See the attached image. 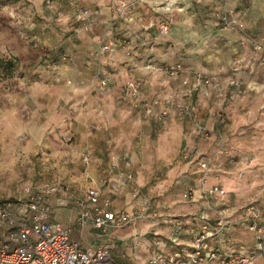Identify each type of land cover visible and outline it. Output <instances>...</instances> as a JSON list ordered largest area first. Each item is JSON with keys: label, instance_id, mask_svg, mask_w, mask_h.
<instances>
[{"label": "rangeland", "instance_id": "374dc122", "mask_svg": "<svg viewBox=\"0 0 264 264\" xmlns=\"http://www.w3.org/2000/svg\"><path fill=\"white\" fill-rule=\"evenodd\" d=\"M118 1L136 4L135 0H0V59L12 63L9 69L0 66V200L23 201L41 185L55 184L57 190L49 198L61 195L64 204L56 205H68L82 196L74 185L97 182L102 174L99 166L125 150L138 183L166 209L161 208L156 218L124 225L106 236L93 229L80 238L87 245L107 244L110 264H142L154 239L166 240L171 234L170 224L161 221L165 213L184 221V227L198 225L194 216L198 203L182 197L186 188L197 195L198 185L192 175L183 184L177 183L179 173L171 172L169 163L157 162L158 145L167 153L174 141L177 150L183 145L178 131L143 124L130 107L114 103V89L98 86L94 75L108 72H100V66L106 64L97 63L93 69L85 62L90 69L86 78L75 80L65 74L63 65L83 54L78 46L82 42L75 38L77 24L70 23L76 9L108 8ZM157 27H152L154 32ZM194 99L199 117L196 96ZM206 102L216 107L214 99ZM225 103L223 115L224 106H229ZM260 125H240L232 132L223 129L222 147L216 144L215 148L218 165L213 166L209 156L207 182L218 183L228 192L227 205L232 209L264 197V126ZM81 151L91 152V166L81 161ZM230 155L234 158H227ZM185 165L191 173L196 170L192 163ZM74 224L69 225L70 234L80 229ZM227 236L230 249L251 250L252 238L241 225ZM179 242L177 248L186 250L190 235H182Z\"/></svg>", "mask_w": 264, "mask_h": 264}, {"label": "crops", "instance_id": "0c3cea01", "mask_svg": "<svg viewBox=\"0 0 264 264\" xmlns=\"http://www.w3.org/2000/svg\"><path fill=\"white\" fill-rule=\"evenodd\" d=\"M135 2L131 11H121L122 13L117 3L108 8H97L98 16L88 30L75 26V38L77 42H82L78 46L84 56L83 54L76 56L71 64L63 65L64 71L75 80L86 78L90 75V69L85 62H89V66L92 64L93 69L97 63L103 62L102 64L106 65L100 66V72L102 69L108 71L102 72V75L109 73L108 87L111 91L123 81L134 79L140 81V92L145 96L169 95L173 99L189 102L192 106V118L210 130L208 138L200 135L195 137L190 120L179 122L169 119L171 121L155 122L148 115L141 117L143 124L158 125L164 130L174 129L175 132H179L183 144L180 149L177 150L176 141L173 143L174 149H171L173 144H170L168 153L158 145L155 148V156L158 158L157 162L169 163V170L179 173L177 183L183 184L191 175L196 178L197 168L193 173L187 171L185 165L187 162L181 157L182 149L193 148L197 155L212 156L214 161L212 165H218L220 156L215 152L217 134L223 141V129L232 132L240 125L264 126V0H224L223 6L230 12V17L238 23L237 26L219 24L217 13L220 10V0H135ZM159 21L167 24V30L163 33L153 31L152 27L159 24ZM70 23L71 26L76 24L74 14ZM103 35L106 41L111 43V50L98 53V39ZM115 37L123 38L125 44L114 48ZM253 44H259L262 48L255 50ZM148 62L155 65L180 62L190 69L209 74L219 84V92L213 89L211 94L214 95L210 98H202L197 93L183 94L178 77H168L160 71L143 68ZM231 79L238 81V86L229 85L228 81ZM194 96L200 108L199 117ZM206 99H214L216 107L207 105ZM223 102L229 104L228 107L224 106V115L221 111ZM114 103L130 107L125 101L114 99ZM130 109L133 111L131 107ZM216 116L220 117L218 122L215 121ZM182 130L185 131L184 134ZM219 130L220 132H217ZM124 152L126 151H120L116 158L106 160L99 166L98 169L102 173L100 177L105 175L115 177L126 169L134 173L130 158L128 163L118 161L115 168L110 165ZM88 153L87 167L93 163L90 161L91 152ZM171 161L174 164H171ZM100 177L95 183L78 182V185H74L75 189L82 190V196L75 199H85L87 204H91L85 190L88 187H98L100 192L96 203L107 198L113 208H129L131 203L127 189L121 188L118 192L112 193L107 186H99ZM139 180L136 178L140 191L147 194ZM50 203L52 220L63 226L74 224L75 201L70 200L68 205L57 206L55 198L50 197ZM79 228L77 234L73 233L74 231L70 234L72 239L80 241L84 246L99 245L84 244L80 238L84 234L87 236L92 233L93 229L100 234L98 229L89 226Z\"/></svg>", "mask_w": 264, "mask_h": 264}, {"label": "built area", "instance_id": "2783aa9c", "mask_svg": "<svg viewBox=\"0 0 264 264\" xmlns=\"http://www.w3.org/2000/svg\"><path fill=\"white\" fill-rule=\"evenodd\" d=\"M220 10L217 19L221 26H237L230 17V12L220 0ZM132 3L118 1L119 11H126ZM75 21L79 28L88 30L98 16L97 7L83 6L76 9ZM156 30L163 33L167 30L166 23L158 24ZM105 35L99 37V52L111 50V43ZM125 40L114 38V48L122 47ZM259 44H253V49L260 50ZM127 54V53H126ZM145 69L160 71L168 77H178L183 94L197 93L208 96L215 89L219 92V84L214 78L198 70L190 69L180 62L155 65L145 63ZM100 88L107 87L109 73L94 75ZM140 81L127 79L115 91L117 101L127 102L138 117L148 115L155 122L169 119L175 121L190 120L198 135L208 138L210 130L198 120L192 118V106L185 100H176L169 95L145 96L140 92ZM229 85L238 86V81L231 79ZM219 116V115H217ZM217 145L222 147V138L217 134ZM225 151V150H224ZM192 155V156H191ZM181 157L185 162L192 163L197 168L196 183L198 194L192 188H186L182 197L189 202H197L194 216L197 226L184 227L181 219L169 218L165 213L162 222L170 224L171 234L166 240L155 238L150 252L142 264H264V197L251 200L238 209L227 205L226 192L218 183H208L210 174V157L197 155L193 148L182 149ZM81 161L89 162L88 151L80 152ZM118 161L128 163L127 154L120 155L117 161L110 163L117 167ZM99 186H107L112 193L126 188L131 203L129 208H113L109 199L96 203L99 195L98 187H88L85 194L91 204L85 199H77L74 223L79 226H89L98 229L102 235L111 230L136 221L156 218L161 215L164 204L151 195L140 191L134 174L126 169L114 176H103ZM57 190V185H41L32 195L23 201L0 200V264H110V252L107 244L84 246L78 240L70 237L69 226H63L52 220V206L49 195ZM62 192V191H61ZM57 204H64V197H55ZM241 225L252 238L250 251L241 252L230 249L227 235ZM190 235V245L184 250L177 246L182 235ZM175 247V248H173ZM256 259L260 262L257 263Z\"/></svg>", "mask_w": 264, "mask_h": 264}, {"label": "trees", "instance_id": "16d2710c", "mask_svg": "<svg viewBox=\"0 0 264 264\" xmlns=\"http://www.w3.org/2000/svg\"><path fill=\"white\" fill-rule=\"evenodd\" d=\"M11 61L7 60L6 62L3 63V61L0 59V66H3L4 68H10L11 67ZM6 69V70H8Z\"/></svg>", "mask_w": 264, "mask_h": 264}]
</instances>
